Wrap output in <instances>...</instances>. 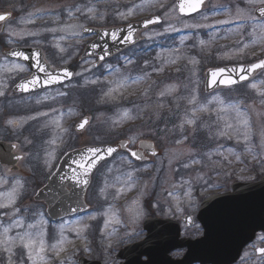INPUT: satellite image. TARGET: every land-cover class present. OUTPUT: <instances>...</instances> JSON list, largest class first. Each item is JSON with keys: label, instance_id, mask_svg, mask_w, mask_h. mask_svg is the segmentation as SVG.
Here are the masks:
<instances>
[{"label": "rangeland", "instance_id": "rangeland-1", "mask_svg": "<svg viewBox=\"0 0 264 264\" xmlns=\"http://www.w3.org/2000/svg\"><path fill=\"white\" fill-rule=\"evenodd\" d=\"M175 2L0 0V10L13 12L12 19L0 28V141L15 145L23 157L16 174L0 167V203H7V194L16 179L24 185L23 190L18 189L15 205L0 208V232L13 219H21L24 224L12 228L8 236L35 231L28 229L27 224L37 223L39 213H43L45 261L38 264H77L79 257L101 264H120L115 258L117 252L144 239V219L156 216L179 220L186 214L194 216L209 195L264 175V97L249 87L257 83L264 91V71L229 91L203 93L205 69L251 64L264 57V41L252 43L253 22L236 16L237 9L252 6L247 0H208L199 14L181 17ZM90 8L94 11L89 12ZM129 9L132 12L126 18L120 15ZM151 16L160 17L162 24L141 35L135 47L97 68L93 67L94 59L79 60L82 49L92 39L81 33L83 28L114 27ZM225 19L233 22L219 23ZM255 23L264 20L256 19ZM170 26L179 31H172ZM166 28L170 30L165 32ZM244 44L249 47L238 53ZM15 46L45 49L51 57L54 55L50 61L53 67L74 70V80L32 95H15L12 86L29 75L25 65L2 55L3 49ZM14 63L22 64L23 70L12 69ZM117 80H124L125 86L106 96L110 88L116 87L113 82ZM192 97L195 102L189 103ZM237 103L248 120L247 128L238 125L236 113L229 107ZM201 105L208 110L197 112L194 117L193 109ZM85 116L91 119L90 125L84 133H75L74 126ZM188 119L195 123L187 124ZM228 123L233 125L227 130L228 135H218ZM237 126L239 131H234ZM123 139L129 140L131 147L139 140H151L160 156L153 163L138 165L126 154H118L92 176L86 197L90 206L87 213L56 223L49 221L44 205L34 203L32 196L46 183L55 162L70 150ZM217 151L222 155L215 154ZM48 152H54L51 168L45 166ZM123 157L128 158L131 168L122 162ZM128 171L134 172L135 186L117 196ZM16 209L19 212L13 216ZM76 222L87 225L79 235L75 232ZM61 225H66L63 240ZM185 234L196 236L197 227ZM182 255V251H176L170 256L179 259ZM10 261L30 264L22 246L6 252L0 245V264Z\"/></svg>", "mask_w": 264, "mask_h": 264}, {"label": "water", "instance_id": "water-1", "mask_svg": "<svg viewBox=\"0 0 264 264\" xmlns=\"http://www.w3.org/2000/svg\"><path fill=\"white\" fill-rule=\"evenodd\" d=\"M183 2L186 6L185 12L180 11V3ZM190 3V0H178L177 2V11L179 15L190 16L200 12L206 3L201 5L198 11L189 12L187 11V5ZM2 14V13H0ZM6 15L7 21L10 18V14ZM254 15L257 18H260V13L258 11L254 12ZM5 21H0V25ZM160 24V23H159ZM158 25V24H152ZM149 25L148 27L152 26ZM133 31L135 33V42L133 44L113 42L110 34L115 31L118 32L121 36L125 35L128 31V26L113 28V29H94L86 28L87 31H82L83 34L95 35L96 38L87 44L83 50L81 58H96L97 63L94 67L96 68L104 60L114 56L115 54L121 52L129 46H132L138 42L136 35L141 30L146 29L144 27V22L138 24H131ZM147 27V28H148ZM12 51H20L29 59L24 60L22 58H14L10 55ZM39 54V60L41 61L42 66L48 73L58 74L63 77V71L67 70L72 73L71 77L63 78L62 82L54 84H44L45 73L39 70V66L35 65V61L32 59L33 54ZM6 57L11 60H17L25 63L31 70V76L26 79L20 80L14 87L13 91L15 93L26 95L33 92H37L48 87L58 86L66 82H70L73 79L74 73L68 68L51 70L50 67L44 62L43 55L40 50L36 49H22L16 48L11 49L5 53ZM104 57L101 59V57ZM247 66V65H246ZM231 67V66H230ZM227 68V67H224ZM217 69H209L205 72V81H204V92L211 93L216 89L220 88H230L238 86L242 83L249 81L257 72L262 69H257L246 81H238L235 85L230 87H225L217 83L214 86H209L211 82L210 73ZM33 77L38 78L40 86L30 89L27 92H23L18 88V85L21 82L28 81ZM88 118H84L83 120ZM82 120V121H83ZM80 121L75 130L77 132H82L83 129H78V125L82 122ZM124 143L127 145L126 148H121L120 144ZM129 143L127 141H120L113 145L117 148V152L113 153L112 156L106 157V159L101 160L97 163L96 167L93 169L92 173L89 176V184L87 186H77L72 183L74 178V169H76V161L80 160L82 156L85 155L87 149L90 147H84L81 149L73 150L67 153L60 161L57 169L49 177L47 184L36 192L33 197L35 202H43L46 206V213L48 217L53 220H61L68 216H73L75 214L84 212L87 210V206L84 204V196L87 188L90 185L91 176L96 170V168L103 162L110 160L115 154L119 151L127 152L131 157V152L139 151L142 152L144 159L136 160L131 157L136 162L142 163L149 160V158H154L157 156L158 151L155 149V146L150 141H141L137 145L136 150L128 149ZM110 145H101V146H91V147H107ZM14 146L0 143V164L11 167V171L18 170V163L20 160L14 159L18 155H13ZM155 152V155H152V152ZM232 199V201H230ZM232 203V208L230 206ZM205 208L215 207V210L212 214V219L214 218H224L228 224H232L233 218L237 223H246L253 220V224L257 227L264 226L263 220L261 217L264 215V178L257 183H248V184H235L232 186V194H225L223 196H212L207 201L204 202ZM77 209L76 213H72L71 209ZM257 216L260 218H257ZM201 214H199L198 219L202 221ZM210 222L212 220L209 219ZM204 223V222H202ZM143 230L146 231L145 239L131 246L124 248L119 251L116 256V259L121 260L120 264H232L234 260V252L232 248L228 247L229 241L232 240L230 232L225 235L212 234L211 231H206L204 238L197 241H190L188 239L179 240V231L177 224L170 220L162 219H146L143 223ZM227 228H225L226 230ZM179 248H187L186 255L181 260H173L168 255L173 250ZM143 258L145 260H143ZM77 264H101L97 261H87L83 258L77 260Z\"/></svg>", "mask_w": 264, "mask_h": 264}, {"label": "snow or ice", "instance_id": "snow-or-ice-1", "mask_svg": "<svg viewBox=\"0 0 264 264\" xmlns=\"http://www.w3.org/2000/svg\"><path fill=\"white\" fill-rule=\"evenodd\" d=\"M145 2H150V0H145ZM247 3L251 5L252 7L247 9V10H242V9H237L236 16L241 19V20H248L253 22L252 23V28L253 31L250 33V35L253 37L252 43L255 44L257 43V40L264 41V23H255L256 21V16L253 15L254 12L258 11L260 13V18L261 20H264V0H247ZM204 4V0H190V3L187 5V11L189 12H196L199 10L201 5ZM143 5H137L136 7H142ZM180 11L185 12L186 6L183 2L180 3L179 5ZM89 12H93L94 9H88ZM132 12V9H129L128 13H121L120 15L122 17H125L127 15H130ZM93 18H96L93 16ZM207 19V17H204ZM7 19L6 15L0 14V21H5ZM31 22V21H29ZM160 17H153V19H149L144 21V27L147 28L149 25L152 24H159ZM233 21L231 19H225L222 21H219V23L222 24H229L232 23ZM200 25H196L195 27H199ZM193 27V26H189ZM171 28V26H170ZM169 28H166L164 31L167 32L169 31ZM172 31H179V29L171 28ZM54 31V30H53ZM84 31H87V29H84ZM259 34V35H257ZM10 35H17L16 33H10ZM157 35H163V33H157ZM111 39L113 42H119V43H127V44H133L135 42V33L133 31V28L131 25L128 26V31L125 35L121 36L118 32L113 31L111 34ZM181 43H183V38L181 39ZM203 43V42H202ZM248 44H244L243 48L237 49L238 53H242L244 48H248ZM178 51V50H177ZM10 55L14 58H22L24 60L29 59V57L25 56L22 52L20 51H12ZM104 57L102 56L101 59ZM32 59L35 61V65L39 66V70L45 73V80L44 84H54V83H60L62 82L63 78H69L71 77L72 73L68 72L67 70L63 71V77H61L58 74H52L48 73L45 68L42 66L41 61L39 60V54L34 53ZM129 63H131V59L129 58L128 60ZM95 65L93 64V67ZM23 65L22 64H16L14 63L12 65V69L15 70H23ZM257 69H262L264 70V59L259 60L257 63H252L250 65H243L240 64L238 66H232V67H227V68H219L217 70H214L210 73L211 75V82L209 86H214L217 83L224 85L225 87H230L232 85H235L238 81H246L249 79V77L257 70ZM90 70V69H88ZM92 83H95V81H90ZM116 87L115 88H110L109 92L105 93V95H110V93L114 91H118L119 89L123 88L125 86V81L124 80H117L114 81ZM40 86V82L38 78L33 77L32 79L21 82L18 85V88L23 91L27 92L30 89L36 88ZM251 89H254L257 91V94L260 95L261 97H264V91H261L257 83H251L249 85ZM0 95H3V92L0 91ZM59 95L63 96L65 93L60 92ZM195 97H192L189 101V103H194L195 102ZM217 102L223 105V101L219 100L218 98ZM211 103V101H209ZM261 103H264V99L261 100ZM232 110L235 111L236 117L238 119V125L243 124L246 128L248 125V120L245 118V114L240 111V105L234 104L229 106ZM207 106L206 105H201L198 108L193 109L192 115L195 117L197 112H203L207 111ZM227 109L221 108V111H226ZM124 116L127 117L128 113L125 112ZM11 123V122H10ZM186 123L189 125H192L195 123L193 119H188L186 120ZM88 124V120L85 119L83 120L79 125L78 129H83L85 125ZM183 123L180 125L181 130H183ZM233 125L228 123L225 126V129L223 131H220L218 135L220 136H225L228 135L227 130L232 129ZM234 131H239V127L234 129ZM247 133L244 134V139L247 140ZM52 143H55V140L52 141ZM177 143H182V141H177ZM121 148H126L127 145L124 143L120 144ZM117 152V148L113 146H107V147H90L87 149V152L85 153L84 156L78 161H76V169H74V178L72 180V183L77 185V186H87L89 184V176L92 173L93 169L96 167L97 163L101 160L106 159V157H110L113 155V153ZM217 155H222L217 151L215 153ZM152 155H155V152H152ZM48 159L45 160V166L48 168H51L53 165L51 163V160L54 159V152H48L47 153ZM131 157H133L136 160H143L144 156L142 152L139 151H133L131 152ZM23 157L21 156H16L14 159L16 160H21ZM227 159V157H225ZM122 162L128 163L129 168H131V163L128 161L127 157L122 158ZM194 163H198V161H194ZM184 167H189L188 164H185ZM111 171V169H109ZM135 171H138L135 170ZM136 181L134 180V172L133 171H128L126 173V179L122 182V186L117 189V196L120 195L124 190H130L132 187L135 186ZM23 183L19 180L16 179L14 181V187L12 190L7 194L9 199L7 203H0V208H8L12 207L13 205L16 204L17 198H18V189L23 190ZM101 195L104 194L105 189L102 188L101 190ZM169 195H172L170 192ZM187 196L190 197V193H186ZM77 209L73 208L71 209L72 213H76ZM19 212V209H16V211L13 212V216H15ZM40 219L37 221V223H28L27 228L28 229H35V231H24V232H18L15 237H10L8 236V232L12 228H20L23 227L24 221L21 219H13L12 222L7 226L4 227L2 232H0V245L3 246V250L6 252H11V249L16 246H22V248L26 251L27 254V259L30 262V264H38V262H44L45 257L43 253L46 250V241H45V235L46 233L41 229V225L43 224V213H39ZM94 218V217H90ZM119 223V221H116ZM107 223V222H106ZM66 225H61V239L63 240V231L65 229ZM70 227V226H69ZM87 225H83L81 222H76V228L75 232L77 235L85 229ZM262 240H264V237H261ZM56 245H53V248H55ZM258 254H264V248H258L256 249ZM11 264V261L9 262Z\"/></svg>", "mask_w": 264, "mask_h": 264}, {"label": "flooded vegetation", "instance_id": "flooded-vegetation-1", "mask_svg": "<svg viewBox=\"0 0 264 264\" xmlns=\"http://www.w3.org/2000/svg\"><path fill=\"white\" fill-rule=\"evenodd\" d=\"M102 1H106V0H102ZM107 1H115V0H107ZM6 11H8V9L0 10V12H6ZM130 22L136 23V22H140V20L137 19L135 21H130ZM128 24H130V23H128ZM128 24H120V25H116L114 27L126 26ZM108 27L112 28L110 26H108ZM154 28H155V26L148 28L147 30L143 31L140 34V36L152 31ZM15 47L30 48L29 46H15ZM39 49L43 53L44 61L51 68H53V69L57 68V67H53L52 64L50 63V61L53 60L54 55L51 57L45 49H41V48H39ZM230 188H231V186L229 187V189ZM229 189H225L221 193L227 192V191H229ZM184 216H186V215H183L182 217H180L179 221H181ZM263 218H264V216H263ZM197 228L200 231V233H202V227L198 225ZM245 229L252 230V226H245ZM241 232H243L242 229L240 230L239 234H241ZM250 233H248L246 235L244 234V236H243L247 242L243 245L241 252H240V256H239V258L235 264H264V254H258L256 251V249H258V248H264V240L261 239V237H264V230L259 229V230H256L254 233H252V232H250ZM233 235H235V236L237 235L236 230H232V236Z\"/></svg>", "mask_w": 264, "mask_h": 264}]
</instances>
